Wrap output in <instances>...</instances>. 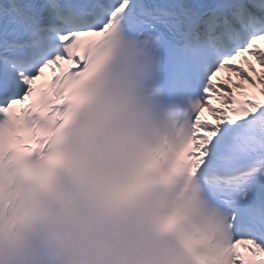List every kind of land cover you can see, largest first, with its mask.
Masks as SVG:
<instances>
[{
  "label": "clouds",
  "instance_id": "1",
  "mask_svg": "<svg viewBox=\"0 0 264 264\" xmlns=\"http://www.w3.org/2000/svg\"><path fill=\"white\" fill-rule=\"evenodd\" d=\"M135 37L107 30L50 113L0 110V264H226L230 228Z\"/></svg>",
  "mask_w": 264,
  "mask_h": 264
},
{
  "label": "snow or ice",
  "instance_id": "2",
  "mask_svg": "<svg viewBox=\"0 0 264 264\" xmlns=\"http://www.w3.org/2000/svg\"><path fill=\"white\" fill-rule=\"evenodd\" d=\"M107 30L141 42L173 100L194 104L186 159L230 228L226 264H264V0H0V110L72 99L69 73Z\"/></svg>",
  "mask_w": 264,
  "mask_h": 264
},
{
  "label": "rangeland",
  "instance_id": "3",
  "mask_svg": "<svg viewBox=\"0 0 264 264\" xmlns=\"http://www.w3.org/2000/svg\"><path fill=\"white\" fill-rule=\"evenodd\" d=\"M257 70H259V66H257Z\"/></svg>",
  "mask_w": 264,
  "mask_h": 264
},
{
  "label": "bare ground",
  "instance_id": "4",
  "mask_svg": "<svg viewBox=\"0 0 264 264\" xmlns=\"http://www.w3.org/2000/svg\"><path fill=\"white\" fill-rule=\"evenodd\" d=\"M205 116H207V113H205Z\"/></svg>",
  "mask_w": 264,
  "mask_h": 264
}]
</instances>
